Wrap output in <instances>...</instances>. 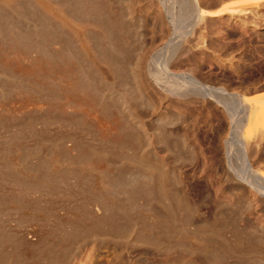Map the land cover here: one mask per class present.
I'll list each match as a JSON object with an SVG mask.
<instances>
[{"label":"rangeland","instance_id":"1","mask_svg":"<svg viewBox=\"0 0 264 264\" xmlns=\"http://www.w3.org/2000/svg\"><path fill=\"white\" fill-rule=\"evenodd\" d=\"M93 1L95 3L98 2V4H100L99 6L102 9L101 15L105 16L104 19L105 18L106 20L110 19L113 22V19L115 20L117 19L116 16L118 14L120 16L118 15L117 17L119 18L122 17V13L120 14L119 12V10L122 11L121 9L122 6L119 3L120 0H111V1L110 0H107V1L106 0L104 1L103 0H93ZM112 1H113V4H112ZM242 1L240 0L239 1L238 0H227L226 1L225 0L224 2L221 1L220 4L221 6H225V7L228 6L227 7L228 9L237 10L240 8H245V9H248V11L251 10L248 12L250 13L248 14L249 18L251 19L252 15H255L256 18L253 16L254 18L251 20L252 22H256V24H259L261 27L252 29L251 26H249L247 27L246 31L242 32V35H241V31L238 30L235 32V30H233L232 27L227 26V24L225 25L224 23L221 24L223 28L222 30L224 31L225 34L220 36L215 42L218 43L219 41L220 42L219 44L222 49L218 47H215L213 49L210 48L211 57L209 56L210 55L209 52L207 53L206 51H203V53L202 54L200 53V54L201 56L203 57L206 56V57H204V59H202L203 57H200L199 61H197L195 64L197 66L199 65L201 66L202 68L201 71L204 75H206L209 72L208 69L214 71L215 73L217 72L216 74L220 76H218L219 78L218 81H215V83H217L216 85H221L224 83V85L225 84L228 85L227 87H229V89L237 88V87L255 88V89H252L253 91L251 90V91L246 92V94L253 96L252 95V92H253L254 95L257 93L258 95H263L264 94V45H263L264 44V18H263L264 17V14H263L264 13V1L258 7H253L252 5H245L247 4L246 2H248V0H245L243 2ZM82 2H87V1L84 0ZM116 2L119 4L117 5ZM101 5L103 6L101 7ZM230 6L231 8H229ZM112 7L114 9H112ZM118 7H120V9ZM105 9L106 11H110V12H106ZM113 10H115V12H113ZM117 10L119 13L117 12ZM258 12L260 13L258 14ZM114 13H116L117 15H115ZM107 14H109V18ZM237 14L238 13L235 12L233 16L234 18H233L230 16L229 12L226 11L225 14L221 16V19L225 17L226 18L231 17L232 19H228V22L231 23V20L233 21L236 20ZM258 16L259 17L262 16L261 19ZM119 18H118V21H119ZM115 20L113 24H115L116 22ZM37 22H36V25L38 24L39 26V23ZM124 26L125 28L129 29V30L126 29V31L129 32L131 25H129L128 21L125 22ZM3 27L5 28L6 26H3ZM15 27L16 26H14V29H12L13 27H9L12 29L11 31L9 30L8 27H6L10 32L6 28H5L6 31L3 30L5 32L8 31L7 37H6L7 35L6 33L3 34L4 36L0 35V41H2V38L4 37L2 44L0 42V47H1L0 56H3V58L0 57V67H1L0 70L8 71V72L5 71L6 78L5 76L2 78L0 77V264H261L258 260L264 259V241H263L264 240V229H261L258 226L260 225L264 226V206L262 205V202L257 201L258 197L256 194L253 195L252 193L241 192L239 188L236 190H233L230 194V192L227 189L228 187L215 189L213 186L210 185L209 186L210 195H209L208 202L206 203L207 205L203 203L201 204L198 203L199 201L198 195L195 193L197 188H200L202 185L204 186V184L207 185L209 181L215 182L214 175L211 176V178L208 177L209 175L208 173L214 174V170L211 169L212 170L211 171L209 169L205 173V171L203 170L204 166L201 165L202 159L204 158V156L205 158L207 157L209 158L211 154L215 152L214 151L215 148L212 147V145H210L208 139L203 137L204 133L202 132V130H204L205 127L204 129L202 128L200 132L198 131V134L200 135H198L197 139H195V142L193 141L194 146L196 147L195 148L196 150L197 148L204 150V151L203 150L195 151L198 153V154L196 153V155L200 157V158L199 157L196 158L197 159L196 167L192 170L190 165H184L186 164L185 161H183L184 162L183 165L180 164L181 166H184L183 171L185 170V174H186L184 177L185 179H183L184 184L183 183L181 184L182 186H184L183 187L184 189L183 188L179 189L181 192L177 190L175 191L173 190L174 188L170 187L171 191L173 190L171 192L169 189H167L166 184H163V182L166 183V180L164 181V178H163L164 174H162L164 173V169L161 166H158L156 169V177L162 174L160 177H158L161 180H159L158 182L157 181L158 178H157V180L154 182L155 183L157 182L158 184H154V182H153V185L152 183L149 184L152 187L147 186L148 185L147 183L143 185L145 186L146 188L145 189L141 187L142 185L141 183L139 184L138 182L139 180L134 178L135 172L137 170L135 168L137 167V164H139V161H141V157H140L141 155L140 145L141 144L139 145V143H137V139L135 137L136 134H134L136 133V131L134 130L131 120H130L131 125L129 124L130 117L128 116L127 112L122 111L121 105L118 102L110 101V99L107 96H104V95H107L106 94L107 89L105 88L106 87L105 84H102L101 86V83L103 81L99 79L101 77L106 78L105 80L107 81L108 80L110 81V79H113L114 84H116L117 87L123 84L124 85L130 84L129 83L130 80L128 83H126L128 79L130 78L127 67L130 63H134L136 61V56H134V53H133V50H134L133 48L135 44V36H134L133 31H131L130 33H127L128 34L126 38L127 40H125V42L122 41L121 42L122 44L119 43V46L117 45L118 48H121L122 50L126 47L124 49L125 52L123 55L111 54L109 51H107L109 54L106 53L108 54V56H110L109 58L108 57L107 58L109 60L108 62L111 65L120 64L119 66L121 67L123 66L122 68L123 73H125V76L128 75V77L126 76L127 79L123 76L122 72L120 73L117 72V74L119 73L118 76L116 72L111 73V71L106 69L107 66L103 65L102 61L100 63H97V66L99 69H101L100 71L102 75L104 72V75L101 76V74L99 73L100 75H96V76H101V77L98 78L93 73V75L97 79H95L94 76L91 77L92 73L89 72L90 70L88 71L89 69L87 68L88 66L84 64L85 61L82 60L83 57L81 58L80 55H76L74 53L76 55L75 57H77V58H74L73 53H70V52H73L70 48L68 47L63 48V46H65L64 45L65 43H63L62 38L61 39L57 38L59 33H57L56 36H53L56 33V31H54L48 37L44 33H42L43 34L42 35L40 31L39 33L41 37H43L44 35H45L44 36L45 39L48 37L47 38L48 40L47 39L45 40L44 38L41 39L38 36L40 39V42L43 40L40 43V45L43 46L45 42V45L43 47H45L46 50L47 49L50 50V52L52 51L53 54H56L54 55V58H56V61L58 60L57 61L58 63L56 62L57 63L56 66L57 67L59 66L58 68H56V70L52 74V76L55 75L54 78L45 77L47 84H51V86L47 84L45 85L44 83V87L47 88L46 86H49L47 88L48 90L50 88H54L55 92L57 93L49 92L53 94L50 96V94L48 93V90H47L48 94H46L44 92L46 90L44 89L42 91L47 96L46 98V96L44 97V95H41L42 91H40L39 93L40 98L35 97L39 99L40 102L38 105L36 103V105H34L33 106L34 108H33L31 105L32 103H30V105L28 106H25L23 104L24 103L23 101H25L26 98H28L26 96H29L31 98H33L34 96H37L38 94L37 92H39V90L32 89L33 87H31V85H32L33 78L31 76L26 77L24 74H22L24 75V77H22L21 68L24 64H22L20 60L22 59L21 56L23 55V53L28 54L30 57L34 56L37 53V48L33 45L27 46L25 44L26 43L25 41H20V42L15 43V46L20 47V48L18 47V49L17 47L13 46L14 44L10 45L9 43L4 42V41H8V39H9V42H12V43H14V40L15 42L18 41L17 39L18 37H17V34H15V31L17 29L22 30V28H17V27L15 28ZM39 28L40 27H38V29ZM145 29L146 28H143V30ZM21 30L20 32H22ZM11 35L15 36L16 38L13 39V36ZM19 35L20 34L18 33V36ZM1 36L3 37L1 38ZM5 37L8 39H6ZM148 37H149V34L146 33V35H144V39L145 38L148 39ZM10 38L12 41L10 40ZM58 40L62 41L63 45H59L62 43L57 42ZM3 45H4V49L2 48ZM229 45H231L232 47ZM7 46L11 48H8ZM56 47H58V49ZM60 47L62 48V50ZM67 48H68V51L65 50ZM23 50H26V51H23ZM20 51H23L21 52L22 54L20 53ZM55 51L57 52L54 53ZM61 51H63L64 54L60 53ZM15 52L17 54L20 53L18 54L19 56ZM66 53L69 59H65L67 58ZM61 54H62V57H61ZM69 54H71L72 57ZM7 55L8 57H5ZM118 55L120 58L117 57ZM63 56H64V60L61 59L63 58ZM5 58L7 60H5ZM11 58H14V59L11 60ZM210 58L213 62L212 65L209 64V61H211L209 60ZM214 58H217V59L215 60ZM80 59L84 62L82 63ZM17 60H19L20 63ZM72 63L76 65H73ZM66 64L68 65L66 66ZM77 64H79L80 67ZM217 64H220V65H217ZM84 66L85 67L87 66V67L85 68ZM66 67L71 68L69 70H72L71 72H73V74L70 71H68V68L66 70ZM76 67L81 68V69H77ZM104 67L106 68L103 69ZM12 68L16 72L17 71L18 72L16 73L15 71L12 70ZM124 68L126 69L124 70ZM256 68H259V69H256ZM61 69H64V70H61ZM86 70L87 72H84ZM80 71H81L80 74L82 77L81 79H80V74H79ZM232 71H233V76L235 77L234 80L233 79H232L233 81L226 80L227 76L229 75V72H232ZM85 73L86 74L88 73V75H90V78L89 76L88 77L85 76L86 75ZM236 73L240 75L241 77L243 75L244 82L242 83V85L241 83H239L238 79L236 78L237 76ZM7 74L9 77L7 76ZM78 75H79L78 80L80 81L82 80L83 84H81L80 86V83L82 82L79 81V84L76 83V85L78 86L77 88L74 80L78 82L76 80ZM249 75L251 77H249ZM12 76H14L15 78ZM121 76H123V78ZM92 78L93 80H91ZM7 79L8 80L11 79V81L10 80L7 81ZM18 79L19 80L21 79V80L19 81ZM35 80L36 78L34 79V81ZM42 80H39V81L41 82ZM50 80H51V83H50ZM58 80H59V83H58ZM68 80H71V81H68ZM97 80H100V81L98 82ZM66 81H68V83ZM42 82H45V81H42ZM72 83H74L76 87H74ZM60 86L61 87L64 86V87L61 88ZM70 86L71 87L73 86L76 89V90L74 88L70 89L72 91L74 89L75 93H73L72 91H69ZM79 86L82 88H80ZM257 87H260V88H257ZM83 89H86L87 92H85L86 90H83ZM100 89L102 90V92ZM97 90H98V93H96ZM63 91L66 93H64ZM82 91L83 93H81ZM147 91L148 90H146V92ZM61 93H63L64 96ZM92 93L98 94L97 97L96 95L94 96V98L93 96L92 97L89 96ZM86 94L88 95L86 96ZM21 95L23 97H21ZM71 96L77 97V98L84 96L85 99L90 100V103L92 102L93 106L95 105L97 107L95 106L94 107L92 106L93 108L89 107L91 106V105H88L89 101L88 102L83 101V103L87 102L88 106L78 101L74 103V106L70 108V105H73V103L69 104L70 102H67V105H66L65 101L66 99L68 100V98L70 100ZM44 98H46L47 100L43 101ZM22 99L24 100L22 101ZM128 99H129L128 105L132 107L133 101L131 98H128ZM20 101L23 102L20 104L21 106H23V108L18 104L20 103ZM102 103H105L108 105L107 111L111 113L109 117L105 116V114H103V112L101 111L100 105ZM41 104H42V107H41ZM49 104L52 106H50ZM57 105L59 108L57 107ZM35 106H38V108H36ZM60 106L61 108H63L64 106H67V107L63 108L61 111ZM31 107L33 108V110L31 109ZM39 108L42 111L39 110ZM85 108H87L86 110L88 111H86ZM28 109H31V110L29 111ZM76 109L79 111H77ZM24 110L27 112H25ZM115 110L117 111L116 113H115ZM23 111L26 114H24ZM95 111H97L98 114ZM90 114H94L95 116L90 115ZM113 115H116V116H113ZM117 116L121 117V119H118ZM97 117L98 118L100 117V118L97 119ZM114 117H116L117 121L114 119ZM113 120H115V122ZM118 120L125 121V122H118ZM104 121L106 122V124ZM116 122H118L119 124ZM122 123H124L125 125ZM103 124L104 126L102 127ZM127 124L129 125L128 127L126 126ZM106 127H108L109 129ZM112 127H116V128L115 129L113 128V131H112ZM119 127L121 128V130H123L124 133L120 130ZM116 129L119 130L120 132L117 131ZM114 130H116V132ZM201 137L203 138L201 139ZM151 139L153 138L151 137ZM144 143L145 141L143 142V144ZM155 143L156 142L154 140V144ZM200 145H202L201 148H200ZM158 146L159 145H157L156 147ZM55 148L57 150H55ZM157 149L158 151H161L159 152V155L161 153L166 154V155L161 154L162 156L161 155L159 156L160 158H163L161 159V162L159 163H162V161L166 163L168 159L167 162H168L169 167H172V169L174 168V170L176 169L174 173L176 176H178L179 174L178 171L181 169L180 166L173 167V165H177V164L173 162L172 160L173 158H170L171 155L168 152L163 151V149L160 150V147H158ZM135 150L138 152L134 153ZM200 152H203V154ZM86 153H87V156H85ZM167 153L169 154V156ZM55 154L56 155L58 154L57 156L61 160L60 164L57 167L55 163H53V160H52L53 157H55ZM76 154H79V157ZM177 154L181 155L179 151L177 152ZM219 154H221V151L219 152ZM98 156L99 158L100 157L101 158L98 159ZM135 156H137V159L135 158ZM254 156L255 157L259 156V153L255 154ZM142 158H144L142 160H144L145 162V164L144 163L143 164L147 166L148 161L146 162V160H148V158H146V156ZM262 158H264V150L262 152ZM83 159L84 160L87 159L88 161H90L89 164L93 163V166L95 167L97 166L98 168H100V166L101 167L104 166L107 162L106 165L108 166L111 165L112 169L115 168L113 170L115 173L116 171H118V173L123 172L120 174V176L119 174L116 173V175H118L117 177H119L118 179L115 178L116 177L115 174H113L111 177V179H115V180L117 179L116 181L119 180L118 183L120 184L122 181L121 185L116 183L120 187L123 185L121 189L119 187V190H118L117 189L118 186L115 185V187H113V189L115 190L112 189L109 191H104L101 189L100 191V189L97 186V183H93L97 180L96 174L95 173L93 174L88 171L84 172V170L80 169L79 164L81 163L86 164L88 162L87 160L86 162ZM206 160L207 159L203 161H206ZM49 163L50 165L52 164V166H50ZM165 163L164 165L166 166L167 163L166 164ZM126 164H129V165L126 166ZM133 165L135 166V168ZM123 166L124 167L126 166L128 168L126 169L125 167L124 169H122ZM260 167H261L260 169L264 171L263 169L264 165L261 164ZM132 169H135V172H131ZM125 171L128 175L125 174ZM217 171L221 172L220 169H217ZM132 173H134L133 180L135 179L136 182L138 183H136L135 180L130 182L132 178L129 179L131 177L129 174L132 175ZM190 173L193 174V176H191ZM188 174L190 175L192 179H190ZM14 178L16 181L14 180ZM127 180H129L130 184H128V182L126 183ZM186 183L190 187L187 186ZM195 183L197 185H193ZM140 187L145 189V191L144 190L141 191ZM163 187L164 188L166 187L168 191H165L166 189H163ZM162 189L164 191H161ZM182 189L184 192L186 190L187 193L185 192L186 194L184 193L182 194ZM129 190L130 192H128ZM110 191L112 192V194H110L111 193ZM155 191H158V194ZM127 192H128V195H127ZM131 192H133V194H131ZM149 192H151L152 196L148 194ZM163 192L164 193L168 192V193L166 195V194H163ZM139 194L141 195L142 199L140 198ZM153 194L156 197H154ZM176 195L180 197L178 198ZM114 196H116V198ZM147 196H150V197H147ZM175 196L177 198H175ZM185 196L187 197L185 198ZM15 197H16V200H15ZM246 198H250L253 200V203H252L253 205L251 204V207L249 206L250 208H247L243 205V201ZM176 199L177 200L179 199V201H182L181 202L182 205L181 204L179 205V201H178V204H175V202L177 201ZM161 201L162 203H160ZM15 202L19 203L20 205L16 204ZM169 202L171 203L169 204ZM188 203L190 204V206ZM142 205L145 206V208ZM214 205L216 206L214 207ZM166 206L167 207L169 206V207L167 208ZM166 209H168V211ZM186 209L188 210V212L186 211ZM140 211L146 214H142ZM179 212H180V215H179ZM185 236L188 237V239L185 238ZM192 236L194 238H192ZM181 237H183L186 240H184ZM176 238H178L179 240ZM180 239L181 240L183 239L182 241H186V242L180 243L179 242L181 241ZM193 239L194 240L196 239L195 242L198 241V243L195 244ZM237 239L239 240V242L237 241ZM199 241L201 244L199 243ZM235 241H237V243H239L240 245L235 243ZM166 242H170V243H166ZM175 242L178 244L176 245ZM202 244L203 246H201Z\"/></svg>","mask_w":264,"mask_h":264},{"label":"bare ground","instance_id":"2","mask_svg":"<svg viewBox=\"0 0 264 264\" xmlns=\"http://www.w3.org/2000/svg\"><path fill=\"white\" fill-rule=\"evenodd\" d=\"M82 1H84V0H82ZM82 1L81 0H62V1L61 0H0V35H3L6 33L7 34L6 37H7L8 31L9 30L11 31L12 29H14V26H16L17 28H22V30L17 29L19 32L15 29L16 30L15 34H17L18 41L15 42V40H14V43H12V42H9V39L5 37L6 39H8V41H4V42L9 43L10 45L14 44L13 46L17 47V46H15V43L20 42V41H25L26 42L25 44L27 46L33 45L37 48V53L34 56L30 57L28 54L23 53V55L21 56L22 59L20 61L22 62V64H24L21 68V72H22L21 75L24 74L26 77L31 76L33 78L31 87H33L32 89L39 90V92L36 91L38 94H37V96H34L33 98L26 96L28 98L25 97L26 98L25 101H23L25 98L22 99V101L24 103L20 101V103H18V104L20 105L21 103H23L25 106H28V105H30V103H32L31 105L33 107L34 105H36V103L38 105L40 102V100L37 99V98H40V94H39L40 91L45 89L46 91H44V92L46 94H48L49 92H51V93L55 92L54 88H50L49 90L47 89L49 86H51V84H47L45 77H53V78L55 77V75L52 76V74L54 73L56 68L59 67V66L58 67L56 66L58 63L57 62L58 60L56 61V58H54V55H56V54H53L52 51L50 52V50H48V49L46 50V48L43 47L45 45V42H44L43 46L40 45V43L43 40L40 42L39 37L41 39H43L45 35L49 37L50 34L54 31H56V33L53 36H56V34L59 33L57 38L63 39V43H65L64 44L65 46H63V48H65V47L70 48L73 51L70 53H73L74 58H77V57H75L76 55H80L81 58L83 57L82 60H84L85 62L82 61L81 59L80 60L82 61V63L84 62V64H86L88 66V67L87 66L86 67L89 68L88 71L90 70L89 72L92 73L91 77H93L94 76L93 73L95 74V76L100 75V74H101V76L104 75V72L102 75V73L100 71L101 69H99L97 66V63H100L101 61L103 62L104 66L105 65L107 66V68L104 67L103 69L106 68L109 71H111V73L112 72H116V74H117V72L123 73V69H122L123 66L122 67L119 66L120 64L115 65L114 64L115 62L113 63L114 65H111L108 62L109 61L108 58L110 56H108L109 53L107 51H109L111 54L123 55L125 52L124 49L126 47L123 50L121 48H118L119 43H121L122 41L125 42V40H127L126 39L127 35H128L127 33H130L131 31H133L134 36H135V44H136V45L134 44L133 53H134V56H136V61L134 60L135 62L130 63L127 67L128 73H129V76L131 79L129 78L126 83H128L130 80V82H129L130 84H126V85L123 84V85L117 87L116 84H114L113 79H110V81L109 80L107 81V80H105L106 78H102L101 76H96V77H98V78L101 77V78H99V79H101V81H103L101 83V86H102V84H105V86H106V87L105 86L104 87L107 89V93H106L107 95H104V96H107L110 99V101L118 102L121 105L122 111L127 112L128 116L130 117L129 124H130V120H131V123L133 124L134 130L136 131V133H134V134H136L135 137L137 139V143H139V145L141 144L140 145L141 146L140 147L141 148L140 149L141 161H139V164H137L136 168L133 165L134 168L137 169L136 172H135V169H132V171H131V172H135L134 178L138 179L139 181L138 180L137 181L139 182V184L141 183V185H142V186L141 185L140 186L145 188V186H143L144 184L148 183L147 186L152 187L149 184L152 183V185H153V182L156 181L157 178L160 177L162 174H164L163 178H164V181L166 180V183L163 182V184H166L167 189H169L171 191L170 187H172V188H174L173 190L180 191L179 189L184 187L181 184L183 183V181H184L183 179H185L184 177L186 175L185 170L183 171L184 166H181V165H183V163H184L183 161H185L186 164H184V165H190L192 170L196 167V164H197L196 158L199 156L196 155L197 152H195V151H198V150L200 151L201 149L197 148V150H196L195 149L196 147L194 146L193 141L195 142V139H197L198 135H200V134H198V131L200 132L202 130V128L204 129V127H205V129L202 130V132L204 133V136L203 135H201V136L208 139L210 145H212V147L215 148V150H214L215 152L214 153L212 152L213 154H211V156L209 158L208 157L205 158V156L202 155L207 160L203 161L205 159L202 157L203 159L201 158L202 159L201 165L204 166L203 170L205 171V173L209 169L214 170V174L208 173L209 174L208 177L211 178V176L214 175L215 182L209 181V183H207V185L204 184V186L202 185L200 188H197L198 186L196 187L197 190L196 191L194 190V191L198 195V200L200 201V202L198 201V203H200V204L203 203V204L207 205L206 203L208 202L209 195H210V193H209L210 187L209 186L211 185L215 189L228 187L227 189L230 192V194L233 190H236L238 188H239V190H241V192H245V193L248 192V193H252L253 195L256 194L258 197L257 201L262 202V205L264 206V171L262 169H260L261 168L260 165L261 164L264 165V158H262V152L264 150L263 149L264 148V94L258 95V93H257L254 95L252 92L253 96L247 95L246 92L251 91L252 89H255V88H249L247 86H246L247 88L237 87V88H230L229 89V87H227L228 85H226V84L224 85V83L221 85H216L217 83H215V81H218V79H219L218 76H220V75H217L216 74L217 72L215 73L214 71H212L210 69H208L209 72L208 73L206 72L207 74L205 73L206 75H204L201 71V69H202L201 66L200 65L197 66L195 64L197 61H199L200 57H203V56H201L203 51H206L207 53L209 52V54H210V52H211L210 48H212V49L215 47L221 48V46L219 44L220 42L219 41H218V43L215 42L220 36L225 34L224 31L222 30L223 28H222L221 24H223V23H224V25L227 24V26L232 27V29L235 30V32L238 30L241 31V35H242V32L246 31L247 27H249V26H251L252 29L257 28V27H261L259 24H256V22H252L251 19H253L255 17V15H252L253 13L251 14L252 15L251 19L249 18L248 14H250V13H248V12L251 10L248 11V9H245V8H240L237 10L236 9H228L227 8L228 6L225 7V6H221V4H220L221 1L224 2L225 0H120L119 3L122 6L121 7L122 11L119 10V12H120V14L122 13V17H120L121 18L120 19L119 17H117L119 14L117 15L116 13H114L115 15H117L116 16L117 19L116 20L113 19V22H114V20L116 21L115 24H113V22L110 19H108L109 20V22H108V20H106V18L104 19L105 16L101 15L102 9L100 8V6H99L100 4H98V2H96L97 3L96 4L93 0H85L88 3L82 2ZM240 1H242V0H240ZM243 1H245V0H243ZM263 1L264 0H248V2H246L247 4H245V5H252L253 7H258L261 3H263ZM83 3H85V4H83ZM119 3L116 2L117 5ZM235 3H237V2H235ZM104 4H105V2H104ZM112 4H113V1H112ZM102 6L103 5H101V7ZM105 7H107V6H105ZM118 8L120 9V7H118ZM229 8H231V6ZM112 9H114V8L112 7ZM105 11H106V9H105ZM226 11L229 12L231 17L234 16L235 12H237L238 14L236 16V20H234V21L231 20V23H229L228 19H232L231 17H227V18L225 17L226 19L223 18L224 20L221 19V16H223V14H225ZM106 12H110V11H106ZM113 12H115V10H113ZM117 12H118V10H117ZM103 13H104V11H103ZM259 13L260 12H258V14ZM254 14H256V13H254ZM107 16L109 18V14H107ZM261 17H259V18L261 19ZM118 18H119V21H118ZM127 21L129 22V25H131L129 32L126 31L127 28H125V26H124L125 22H127ZM36 22L39 23V26H38V24L36 25ZM3 26H6L8 28L9 27H13V28L12 29L9 28V30H8L5 27L8 30L7 32H5L6 29ZM38 27H40V28L38 29ZM143 28H146L145 30L147 32L145 30H143ZM3 30H5V31H3ZM20 30L22 32H20ZM127 30H129V29H127ZM40 31H41V34L42 33L45 34L43 37L40 36V33H39ZM143 31H144V33H143ZM18 33L20 34L19 36H18ZM146 33L149 34V37H148V39L145 38L146 39L145 40L144 35H146ZM3 36H1V38ZM11 36H13V35H11ZM11 36H9V37H11ZM235 36H236V34H235ZM228 37H226V38H228ZM15 38L16 37L13 36V39H15ZM3 39H4V37L2 38V41H0L1 44L3 42ZM54 39H55V37H54ZM54 39H52V40H54ZM10 40H11V38H10ZM48 42H50V41H48ZM57 42L62 43V41H59V40ZM63 43L59 44V45H63ZM242 44H243V42H242ZM41 46H42V48H41ZM229 46H231V45H229ZM18 47H17V49H18ZM2 48L4 49V45ZM8 48H11V47H8ZM56 48L58 49V47H56ZM68 48L65 50L68 51ZM54 49H55V47H54ZM61 50H62V48H61ZM17 51H19V50H17ZM23 51H26V50H23ZM23 51H20V53ZM63 51H61L60 53L64 54ZM56 52L57 51H55L54 53H56ZM10 53H11V51H10ZM20 53H18V54H20ZM106 53H108V54H106ZM58 54H59V52H58ZM62 54H61V57H62ZM2 55H4V54H2ZM8 55L5 57H8ZM69 55L71 56V54H69ZM119 55L117 57H119ZM14 56H15V54H14ZM18 56H16V57H18ZM64 56L61 59L64 60ZM209 56L211 57V54ZM0 57L3 58V56H0ZM66 57H67V53H66ZM204 57H206V56H204ZM204 57L202 59H204ZM14 58H11V60ZM113 58H114V56H113ZM65 59H69V58L67 57ZM214 59L216 60L217 58H214ZM5 60H7V59L5 58ZM209 60H211V58ZM17 61L20 63L19 60H17ZM116 62H118V61H116ZM120 62H121V60H120ZM59 63H61V62H59ZM1 64H2V62H1ZM79 64H77V65H79ZM84 64H82V65H84ZM209 64L210 65L213 64L212 60L209 61ZM17 65H18V63H17ZM67 65L68 64H66V66ZM73 65H76V64H73ZM217 65H220V64H217ZM14 67H15V65H14ZM79 67H80V65H79ZM67 68L68 67H66V70H67ZM210 68H211V66H210ZM69 69H71V68H68V71L71 72L72 70H69ZM77 69H81V68H77ZM125 69L126 68H124V70ZM256 69H259V68H256ZM12 70H13V68H12ZM61 70H64V69H61ZM5 71H7V70H5ZM5 71L0 70V77L1 78L4 76L6 78V72ZM13 71H15V70H13ZM84 72H87V70ZM248 72H249V70H248ZM71 73L73 74V72H71ZM80 73H81V71L79 72V74ZM88 73L87 74L85 73L86 74L85 76H87V77L89 76V78H90V75H88ZM75 74H77V73H75ZM75 74H74V76H75ZM118 74H117V76H118ZM24 75H22V77H24ZM223 75H224V73H223ZM7 76H8V74H7ZM14 76H12V77H14ZM43 76H44V78H43ZM60 76H61V74H60ZM71 76H70V78H71ZM95 76H94V78L97 79ZM123 76L125 78H126V76L128 77V75L125 76V73H123ZM123 76H121V77L123 78ZM222 76H221V78H222ZM249 77H251V76L249 75ZM35 78H36V80L34 81ZM42 78H43V80H42ZM74 78H76V77H74ZM78 78H79V75L76 78V80L78 82H76L74 80L75 85H76V83L79 84L80 80H78ZM81 78L82 77L80 74V79ZM234 78L235 77L233 76V71H232V72H229L227 79L226 78L225 79L230 81L232 79L234 80ZM236 78L238 79L239 83H241V85H242V83L244 82L243 81V79H244L243 75L241 77L240 75L237 74ZM3 80H5V79H3ZM9 80L11 81V79H9ZM9 80L7 79V81H9ZM26 80H27V78H26ZM39 80H42L45 82H42V81L40 82ZM91 80H93V78ZM68 81H71V80H68ZM68 81H66V82L68 83ZM97 81L99 82L100 80H97ZM221 81H223V80H221ZM80 82H82V80ZM44 83H45V85L47 84L49 86H46L47 88H45ZM50 83H51V80H50ZM58 83H59V80H58ZM84 83H85V81H84ZM24 84H26V83H24ZM40 84H41V86H40ZM72 84L74 85V83H72ZM81 84H83V82L80 83V86H81ZM75 85H74V87L77 86V85L76 86ZM84 85H86V84H84ZM84 85H82V86H84ZM98 85H99V83H98ZM232 86H234V85H232ZM63 87H61V88H63ZM74 87L70 86L69 91H72L70 89L74 88ZM77 88H78V86H77ZM80 88H82V87H80ZM257 88H260V87H257ZM27 89H28V87H27ZM74 89L72 91L73 93H75L74 91L76 90V89L75 90ZM47 90H48V93H47ZM83 90H86V89H83ZM98 90L96 91V93H98ZM146 90H148V91L146 92ZM24 91H26V90H24ZM33 91H35V90H33ZM58 91H60V90H58ZM36 92H34V93H36ZM85 92H87V90ZM101 92H102V90H101ZM105 92H106V90H105ZM51 93H49L50 96L53 95ZM55 93H57V92H55ZM64 93H66V92H64ZM81 93H83V91ZM96 93H92L89 96H91V97L93 96V98H94V96L96 95V97H97L98 94H96ZM61 94H63V93H61ZM88 94H90V93H88ZM88 94H86V96ZM41 95H44V97L46 96L43 93V91L41 92ZM65 95H67V94H65ZM63 96H64V94H63ZM73 96H71L72 100L71 99L69 100V98H68V100L66 99V101H65L66 105H67V102H70L69 104L73 103V105H70V108L72 106H74V103H76L78 101L81 103H83V101H87V102L89 101L88 105H91L89 107L93 106L92 102L90 103V100L85 99L84 96H82L80 98L73 97ZM21 97H23V96L21 95ZM35 97H37V98H35ZM57 97H58V95H57ZM46 98H47V96H46ZM46 98H44L43 101L47 100ZM128 98H131L133 101L132 107H130L128 105L129 104ZM60 100H62V99H60ZM55 102H57V101H55ZM87 102H84L83 104H86V106H88ZM63 103H64V101H63ZM60 105H62V104H60ZM50 106H52V105H50ZM100 106H101V111L103 112V114H105V116L109 117L111 115V113H109L107 111L108 105L105 103H102ZM21 107L23 108V106H21ZM32 107H31V109L33 110L34 107L33 108ZM35 107L38 108V106H35ZM41 107H42V104H41ZM57 107H58V105H57ZM66 107L67 106H64L63 108H66ZM95 107H97V106H95ZM53 108H55V107H53ZM60 108H61V106H60ZM63 108H61V111ZM31 109H28V110L30 111ZM86 109L87 108H85V110ZM26 110H27V108H26ZM39 110H41V109L39 108ZM41 111H39V112H41ZM48 111H49V109H48ZM77 111H79V110H77ZM86 111H88V110H86ZM25 112H27V111H25ZM25 112H24V114H26ZM34 112H35V110H34ZM95 112H97V111H95ZM116 112L117 111L115 110V113ZM37 113H38V111H37ZM97 114H98V112H97ZM103 114H101V115H103ZM90 115H94V114H90ZM113 116H116V115H113ZM118 116H120V115H118ZM118 116H117V118L121 119V117H118ZM99 118L97 117V119H99ZM114 119L116 120V117H114ZM110 120H111V118H110ZM115 120H113V121L115 122ZM107 121H109V120H107ZM118 122H125V121L118 120ZM118 122H116V123H118ZM92 124H93V122H92ZM105 124H106V122H105ZM122 124H124V123H122ZM97 126H98V124H97ZM103 126H104V124L102 125V127ZM126 126L128 127L129 125L127 124ZM108 127H106V128H108ZM117 127H118V125H117ZM113 128L115 129L116 127H112V131H113ZM116 130H114V131L116 132ZM120 130H121V128H120ZM117 131H119V130H117ZM121 131L123 132V130H121ZM151 137L153 139H151ZM203 137H201V139ZM132 138H133V136H132ZM154 140L157 143V144L155 143L156 145L154 144ZM144 141H145V143L143 144ZM157 145H159L158 147H160V150L163 149V151L168 152L172 156V157L170 156V158H173L172 159L173 162L175 164H177V165H173V167L174 166H177V167L180 166L181 169L180 168L179 169L181 171L180 170L178 171V173H179L178 176H176L174 173V171H176V169L174 170V168L172 169V167H169L168 162H167L168 159L166 161L167 164L163 161H162V163H159V162H161V159H163V158H160L159 156L161 154H164V153H161L159 155V152H161V151H158V149H157L158 147H156ZM201 146L202 145H200V148H201ZM55 150H57V149L55 148ZM219 150L221 151V154H219V152H220ZM178 151L181 153V155L177 154ZM136 152H138V151L135 150L134 153H136ZM200 153L203 154V152H200ZM257 153H259V156L255 157L254 155ZM169 154H168V156H169ZM57 155L55 154V157H53V159H52L53 163H55L56 167L60 164V161H61ZM76 155H78V157H79V154H76ZM164 155H166V154H164ZM85 156H87V153ZM144 156H146V158H148V160H146V162L148 161L147 166L144 165L145 162H144V160H142V159H144V158H142ZM61 158H62V156H61ZM100 158L98 156V159H100ZM135 158L137 159V156H135ZM138 158H139V156H138ZM86 160H84V161H86ZM138 160H136V161H138ZM63 161H65V160H63ZM89 162L90 161H88L86 164L81 163L82 165L79 164L80 169L84 170V172L88 171V172H91L93 174L94 173L96 174V176H97L96 181L97 182L95 181L93 183H97V186L100 189V191H101V189L104 191L112 190L113 187H115V185L118 186L117 189L119 190L120 186L118 184H120V183H118L119 180L116 181L119 177H117L118 175H116V173L119 174V176H120V174L123 172L118 173V171L115 170L116 171V173H115L113 171L115 168L112 169L110 164H109L110 166L106 165L107 162H106V164L104 163L105 164L104 166H102V167L100 166V168H98L97 166L96 167L93 166V163L89 164ZM164 163L166 164V166L164 165ZM49 165H50V163H49ZM49 165H48V167H49ZM127 165H129V164H126V166ZM167 165L172 170L169 169L167 167ZM50 166H52V164ZM158 166L163 167L164 173H162L160 176L156 177V169ZM70 167H71V165H70ZM125 167L123 166L122 169H124ZM51 168H53V167H51ZM67 168H68V166H67ZM127 168L128 167H126V169ZM217 169H220L221 172L217 171ZM126 171H125V174H127ZM51 172H53V171H51ZM19 173H20V171H19ZM113 174L116 175V177L114 176L115 178H117L116 180L111 179ZM133 174L134 173H132V175L129 174L131 177L128 176V177H130L129 179L132 178L130 180V182L135 180V179L133 180ZM191 176H193V174H191ZM25 177H27V176H25ZM189 177H190V175H189ZM15 178H14V180H15ZM27 178H29V177H27ZM126 179H127V177H126ZM190 179H192V178L190 177ZM159 180H161V179L158 178L157 181L159 182ZM123 182H125V181H123ZM127 182H128V184H130L129 180H127L126 183ZM135 182H136V180H135ZM138 182H136V183H138ZM116 183H118V184H116ZM24 184H23V186H24ZM121 184H122V181H121ZM128 184H126V185H128ZM154 184H158V183L154 182ZM135 185H137V184H135ZM193 185H197V184L195 183ZM193 185H192V187H193ZM131 186H133V185H131ZM163 186H165V185H163ZM187 186H189V185L187 184ZM121 187H120V189H121ZM149 187H147V188H149ZM159 187H161V186H159ZM166 187L165 188L163 187V189H166ZM143 188H141V191L142 190L145 191L146 188L145 189H143ZM155 189H157V188H155ZM163 189L161 191H164ZM167 189L165 191H168ZM183 189H182V194L183 193L186 194L187 191L185 190V192H186L185 193L183 191ZM113 190H115V189H113ZM189 190H190V188H189ZM146 191H148V190H146ZM128 192H130V190ZM128 192H127V195H128ZM155 192H157V194H158V191H155ZM135 193H136V191H135ZM167 193L163 192V194H166V195H167ZM110 194H112V192ZM131 194H133V192H131ZM137 194H138V192H137ZM148 194L151 195V192H149ZM177 195H179V194H177ZM139 196L142 199L140 194H139ZM176 196H175V198L178 197V196L177 197ZM111 197H113V196H111ZM114 197L116 198V196H114ZM147 197H150V196H147ZM154 197H156V196L154 195ZM186 197L187 196H185V198ZM168 198H169V196H168ZM15 200H16V197H15ZM189 200H190V198H189ZM178 201H179V199L176 201L177 203L175 202V204H178ZM171 202H169V204ZM181 202L182 201H179V205L181 204ZM160 203H162V201ZM252 203H253V200L250 198H246L243 201V205L247 208H250ZM16 204H19V203H16ZM122 205H124V204H122ZM189 206H190V204H189ZM215 206L216 205H214V207ZM143 207L145 208V206H143ZM184 207H185V205H184ZM18 209H20V208H18ZM187 209H186V211L188 212ZM166 210L168 211V209H166ZM140 212L142 213V211H140ZM184 213H186V212H184ZM142 214H146V213L143 212ZM179 215H180V212H179ZM165 227H167V226H165ZM258 227H260L261 229H264V226L260 225ZM254 233H255V231H254ZM259 233H261V232H259ZM1 236H2V234H1ZM181 238H183V237H181ZM185 238L188 239V237H186V236H185ZM192 238H194V237L192 236ZM176 239H178V238H176ZM182 240L179 242L180 243L186 242V241H182ZM184 240H186V239H184ZM195 240H194V242H195ZM200 241H199V243H200ZM237 241L239 242L238 239H237ZM237 241H235V243H237ZM166 243H170V242H166ZM197 243H198V241L195 242V244H197ZM171 244H172V242H171ZM177 244L178 243H176V245ZM237 244L240 245L239 243H237ZM182 246H183V244H182ZM201 246H203V244ZM263 260L259 259L258 261L261 264H264Z\"/></svg>","mask_w":264,"mask_h":264}]
</instances>
